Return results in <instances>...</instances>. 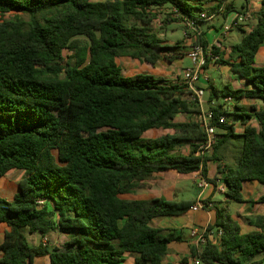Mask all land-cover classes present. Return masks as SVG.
Instances as JSON below:
<instances>
[{"label":"trees","instance_id":"1","mask_svg":"<svg viewBox=\"0 0 264 264\" xmlns=\"http://www.w3.org/2000/svg\"><path fill=\"white\" fill-rule=\"evenodd\" d=\"M205 2L224 17L243 13L229 0H0V179L12 170L24 172L14 201L0 197V223L9 227L0 264H34L41 257L49 264H123L128 254L135 264H162L169 245L181 237L163 234L151 222L183 215L196 202L121 196L168 170L200 172L216 187V178L208 177L212 161L227 190L206 232L222 234L203 251L192 249V257L200 264H261L264 234H242L228 205L243 202L244 181L264 184V66H256L264 45V0L256 26L232 47L237 62H218L249 87L206 88L210 103L231 98L257 104L248 110L236 104L233 112L210 106L211 124L219 131L211 155L197 154L206 139L202 120L176 121L203 114L186 84L150 73L125 76L116 62L122 57L153 67L172 62L152 30L156 11L166 8L173 22L198 24ZM198 44L207 45L201 37ZM65 50L74 56L66 60ZM230 115L240 119L242 133H236ZM252 119L258 128L249 125ZM152 130L170 133L146 137ZM237 139L235 166L220 163L229 143L237 148ZM185 145L187 155L174 153ZM258 202L264 204V197ZM51 232L69 239L60 247H35L26 238Z\"/></svg>","mask_w":264,"mask_h":264},{"label":"crops","instance_id":"2","mask_svg":"<svg viewBox=\"0 0 264 264\" xmlns=\"http://www.w3.org/2000/svg\"><path fill=\"white\" fill-rule=\"evenodd\" d=\"M263 0H246L245 5H243L242 10H250L253 15L251 19H254V23L252 20L248 21L245 27H240L242 33L243 31H249L254 28L257 24L256 14L263 9ZM215 4L211 2H205L204 10L200 13H206L208 17L204 20H200L197 25V32L193 33L190 40V44H186L185 46L189 48L191 43H193L195 35L201 37L207 45L212 44L216 38H218L219 34L216 35L215 32L221 31L222 27H216L214 24H211L216 16L221 15L223 17V21L225 26L228 23H231L235 20L238 15V12L233 11L230 12L227 16H223V14L219 11L213 10ZM239 10V11H242ZM198 13V14H200ZM254 16V17H253ZM203 23H209L207 25L208 33L205 32L203 28ZM222 24V25H223ZM236 30V29H235ZM215 31V32H214ZM231 30L227 37L224 39L223 50L222 52H228V60L237 62L236 56L232 55V47L239 42H235L231 46V50L227 46L228 40L232 37ZM213 35L211 38L207 35ZM243 38V36H242ZM242 40V39H241ZM186 41V40H185ZM187 41V42H188ZM198 41L196 42V44ZM180 55H184L179 53ZM259 58V59H258ZM256 60H259L260 64L256 63V66H264V45L260 48ZM210 65V64H209ZM218 68L219 82L223 83L224 87L226 85H230L233 88H248V84L241 79L237 74L231 71L229 65H220V64H211L208 68ZM207 68L201 74L200 80L195 84L198 89H206L209 84L216 86L218 89H222L218 87L217 81L212 79L210 76H206ZM235 83L237 87H235ZM223 87V88H224ZM205 94V91H204ZM209 98V95H208ZM209 100V99H208ZM244 100L235 101L234 99L228 100L225 99L224 102H229L227 104H243ZM248 102H252L254 105L257 104L255 101L247 100ZM214 101L209 102L210 106H214ZM225 107V106H224ZM226 108V107H225ZM201 115V120H202ZM200 120V119H199ZM249 125L258 128V123L255 119H252L249 122ZM236 133H242L243 125L236 126ZM188 146V145H187ZM189 148V146H188ZM190 150V148H189ZM189 153V152H188ZM187 155V154H185ZM210 163V162H209ZM217 163L218 162H213ZM222 164H227L228 161L223 160L220 162ZM218 165H214L215 170H217ZM211 164H208L210 179L216 178V187L214 184L208 183L200 174V172L191 173V174H179L174 170H168L162 173L155 174L151 179L145 182V188L135 191L132 194H127L121 196L123 200L129 201H146L152 199H161L165 201H195L196 204H201L202 208L198 211H192L191 209L180 216H165L156 218L151 222V227L160 230L163 234L173 233L176 236L181 237L180 242H172L169 245L168 254L165 257L162 264H196V261H199L196 258L192 257V249H196L198 251H203L207 242L218 243L217 241L220 238L218 234L219 230H213L207 233V227L212 225L215 222V207H220L224 204L226 200V186L223 182V175L219 173H213ZM24 172L22 170H12L8 172L5 176L0 179V197L8 202H13L16 194L19 192V182L23 178ZM193 181L194 184L191 186L187 185V181ZM195 188L194 197L185 199V196L188 195L189 188ZM242 197L243 202H232L228 205L229 213L232 219L237 222L241 229L242 234H248L252 232H262L264 234V204L258 202L260 198L264 197V184L259 183L255 180H247L243 182L242 188ZM204 201H208L210 207L204 208ZM195 204V205H196ZM9 231V227L5 223H0V245L2 244L6 232ZM193 231H197L198 233H204L207 237L206 244L202 245L199 243L196 237L192 236ZM207 233V234H206ZM26 238L31 246L44 245L48 247H60L68 241L69 236L51 232L46 235L44 238L40 233L34 234H26ZM2 256V252L0 251V257ZM258 261H261V264H264V256L261 255L257 258ZM200 262V261H199ZM50 260L48 257L36 258L34 260V264H49ZM123 264H135V256L134 255H126L124 258Z\"/></svg>","mask_w":264,"mask_h":264},{"label":"rangeland","instance_id":"3","mask_svg":"<svg viewBox=\"0 0 264 264\" xmlns=\"http://www.w3.org/2000/svg\"><path fill=\"white\" fill-rule=\"evenodd\" d=\"M230 3H233L236 7L237 10H242L243 5H245L246 0H229ZM170 10L164 8L161 9L159 11H156V19L153 21L152 24V30L153 32L157 35V37L162 41V45L168 47V49L165 51V54L172 60V62H168V61H159L156 66H151L147 63H142L136 59H132L129 57H122V58H118L116 60L117 64L121 67L122 69V73L125 76H130L133 75L135 73H150L153 74L155 76L158 77H162L165 78L166 80L169 81H180L182 83H185V81L183 80V73L186 69H190L193 67L192 61L188 58L187 54L189 52V48H187L185 45L188 43L190 44V37L187 36V32L188 29L186 28L184 23H179V22H173L172 18L170 17ZM21 19H23L26 22H29L30 17L29 15L26 14H21L19 15ZM14 15H8L6 16L7 19L9 18H13ZM217 18H215L212 22H210L211 24H214L216 27L220 26L222 27L221 31L224 29L225 24L223 21V17L221 15H217ZM254 17V16H253ZM252 20V23H254V19H249V21ZM209 23H203V28L205 30V32L207 31L208 33V29H207V25ZM223 24V25H222ZM246 26V25H245ZM244 26V27H245ZM236 29V30H235ZM239 28H234L232 30H234L232 32V39L230 38L227 42V46L229 47V50H231V46L232 44H234L235 42H240L243 36V33L238 30ZM215 32L216 35L220 34V32ZM210 38L213 35H209L207 34ZM186 40V41H185ZM188 41V42H187ZM197 42V39L194 38L193 43H191V45H193L194 43ZM189 45V46H191ZM182 53L184 55H180L178 54ZM228 52H222L221 53V58H223L224 60H228V54H226ZM70 56H74V52H69L67 50L64 51V57L67 60L68 57ZM259 59V58H258ZM257 64L259 63V60H256ZM211 65V64H210ZM210 65H208L206 68V72L205 75L208 77L210 76L212 79H215L217 81V85L220 88H223L224 85L223 83L219 82V78L221 79L220 75H219V70L218 68H211L208 70V68L210 67ZM211 85V84H210ZM235 87H237V84L235 83ZM208 89L205 90V94L203 96V104L199 105L202 109L203 112H205L207 109H209V92L207 91ZM236 101V100H235ZM229 102H224L223 99H215L214 100V106L216 105H223L225 106L229 112H233L234 111V107L235 105L232 104H227ZM240 106H243L245 109H250V107L252 105H254L252 102H248L247 100H244L243 104H238ZM201 120V115H180L176 121L178 122H187L190 120ZM229 120L233 121L235 123H237V125H240L239 123L241 122L239 118H237L234 115H230L229 116ZM167 133H170L169 130H152L150 132H148L145 136L149 137V138H156V137H160L163 136ZM236 141L237 142V148H234L232 143H229L228 146L225 147V152L223 153V160L228 161L229 164H231V166H235L236 162H237V158L239 155V152L241 150V140H233V142ZM235 149V152H234ZM224 151V150H223ZM189 152V148L187 145L182 146L177 148L174 153L177 154H181V155H185L188 154ZM212 153V152H211ZM211 153L209 155H211ZM214 161L210 162L209 164H211L212 167H214V165H218L217 163H213ZM212 172L213 173H218L217 170H215V167L212 168ZM191 184H194L193 181H191L189 179V181H187V185L191 186ZM194 191L195 188H189L188 191V195L185 196V199H189L194 197ZM123 197V196H122Z\"/></svg>","mask_w":264,"mask_h":264},{"label":"built area","instance_id":"4","mask_svg":"<svg viewBox=\"0 0 264 264\" xmlns=\"http://www.w3.org/2000/svg\"><path fill=\"white\" fill-rule=\"evenodd\" d=\"M253 13L250 10H244L242 14H239L235 20L231 23H228L224 29L220 32L218 38L214 40L212 44L203 46L201 44L194 43L189 47V52L187 54L188 58L192 61L193 67L186 69L183 73L184 84L187 85V91L191 93L190 98L192 101L197 102L198 105L203 104L204 89L196 88V83L200 80L201 74L209 64H218L221 59V50H223L224 39L227 37L228 33L234 28L244 27L245 24L252 18ZM208 17L206 13H202L199 17V20H204ZM197 21L188 20L185 24L188 29L187 36L191 38L193 33L197 32ZM197 41L199 37L195 35ZM231 100V98H228ZM203 112V111H202ZM203 128L206 133V139L204 142L199 144L198 155L206 156L209 155L217 143V134L219 133L218 129L211 124L214 119V113L207 109L202 114ZM225 117H222L219 122L224 123ZM209 207L211 205H208ZM202 208L201 204L194 205L191 210L198 211ZM210 234V233H209ZM222 233L219 231L218 233ZM193 237H196L200 244L204 245L207 242V237L204 233H198L193 231ZM196 264H200L199 261H196Z\"/></svg>","mask_w":264,"mask_h":264}]
</instances>
